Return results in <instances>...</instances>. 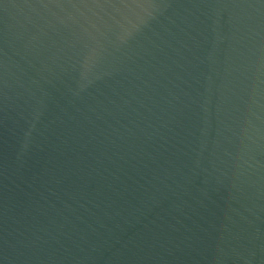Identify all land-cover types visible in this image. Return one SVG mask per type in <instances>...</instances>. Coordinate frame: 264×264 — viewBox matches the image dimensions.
<instances>
[{"label": "water", "instance_id": "obj_1", "mask_svg": "<svg viewBox=\"0 0 264 264\" xmlns=\"http://www.w3.org/2000/svg\"><path fill=\"white\" fill-rule=\"evenodd\" d=\"M0 264H264V0H0Z\"/></svg>", "mask_w": 264, "mask_h": 264}]
</instances>
